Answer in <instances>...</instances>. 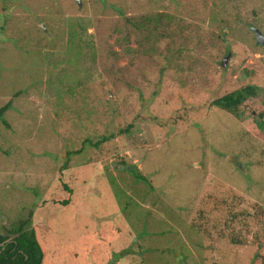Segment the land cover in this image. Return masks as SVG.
Masks as SVG:
<instances>
[{"label":"rangeland","instance_id":"374dc122","mask_svg":"<svg viewBox=\"0 0 264 264\" xmlns=\"http://www.w3.org/2000/svg\"><path fill=\"white\" fill-rule=\"evenodd\" d=\"M156 14L150 35L126 20ZM252 27L264 36V0H0V237L29 221L44 264H252L264 220L233 224L245 246L212 230L228 188L237 211L264 206ZM247 86L245 124L210 106ZM80 149L64 173L70 202L53 205L66 152ZM206 193L217 202L201 212Z\"/></svg>","mask_w":264,"mask_h":264},{"label":"trees","instance_id":"16d2710c","mask_svg":"<svg viewBox=\"0 0 264 264\" xmlns=\"http://www.w3.org/2000/svg\"><path fill=\"white\" fill-rule=\"evenodd\" d=\"M163 15H146L141 16L137 20H131L126 18L127 23L131 25L135 30L139 31H149L148 35L152 34L156 30L159 24L162 22ZM254 88L252 86H247L241 90H237L226 94L220 98L213 100L210 106L224 111L229 115L237 119L241 125L245 124L246 120L251 118L249 102H253L254 98ZM19 93L16 94V96ZM10 104H6L4 107L0 108V119H2L3 113L8 109ZM257 118L259 123L253 127L252 133L257 136L258 139L264 141V110L257 113ZM253 119V117H252ZM131 127V126H129ZM250 127V124H248ZM128 132V129H118L115 133H111L107 136H101L99 139L93 141L90 139H85L82 141V148L88 146L89 148H97L101 144L114 139L117 136L124 135ZM83 151L80 149L74 152H66L65 159L63 164L59 168L58 181L62 188V191L66 194L64 198L52 200V204L61 207H67L70 202V197L73 193L72 187L64 181V173L68 169V164L71 156L78 155ZM132 170L131 172L133 171ZM137 179H142L141 176L134 175ZM145 181V179H142ZM227 195L229 200L223 199L226 201L225 209L227 218L223 222V228L212 227L213 232H215V240H221V238H227L228 242L234 246H245L246 240L241 234L240 231H235L233 229V224L236 221H242V227L245 231H248V223L260 224L264 220V206L257 202H251L248 206V209L236 210L238 204L243 200L242 197L236 195L233 189L228 188ZM215 195L212 193H206L203 199V208L202 210L212 203L216 204ZM216 210V209H212ZM211 210V211H212ZM30 222L27 220L19 221L13 228L10 229L9 235L10 238L0 237V264H44L46 259V248L41 243V239L37 232L31 228ZM192 228H197L195 223H191ZM198 229V228H197ZM204 229V228H203ZM200 231V229H198ZM205 230V229H204ZM202 230V231H204ZM205 238H209L211 232H202ZM256 254L252 264H264V255L261 254V250L264 248V234L262 237H256ZM211 239V238H210ZM216 264V263H214Z\"/></svg>","mask_w":264,"mask_h":264},{"label":"water","instance_id":"95a60500","mask_svg":"<svg viewBox=\"0 0 264 264\" xmlns=\"http://www.w3.org/2000/svg\"><path fill=\"white\" fill-rule=\"evenodd\" d=\"M76 1H78V0H76ZM250 29L253 32L256 44L264 47V36L260 33V31L258 29L253 28V27Z\"/></svg>","mask_w":264,"mask_h":264},{"label":"flooded vegetation","instance_id":"af4514ba","mask_svg":"<svg viewBox=\"0 0 264 264\" xmlns=\"http://www.w3.org/2000/svg\"><path fill=\"white\" fill-rule=\"evenodd\" d=\"M261 33V32H260Z\"/></svg>","mask_w":264,"mask_h":264}]
</instances>
